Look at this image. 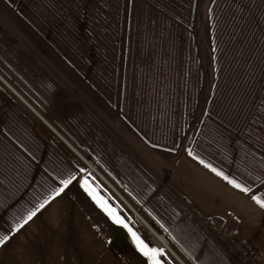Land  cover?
<instances>
[{
    "label": "rangeland",
    "instance_id": "1",
    "mask_svg": "<svg viewBox=\"0 0 264 264\" xmlns=\"http://www.w3.org/2000/svg\"><path fill=\"white\" fill-rule=\"evenodd\" d=\"M130 1L118 0L111 14L114 33L106 35L105 26L101 27L99 50L94 54L78 48L71 36L64 41L51 22L42 27L44 0V5H36L39 9L23 6L20 0H0V34L17 39L16 58L11 61L23 68L13 71L0 59V67L11 73L5 76L1 70L0 76L53 129L0 82V117L4 110L11 113L0 124L4 167L24 162L27 173L36 169L39 178L30 174L25 183L39 182L37 197L43 201L35 218L0 247V264H151L144 252L129 257L128 252L109 250L114 245L106 246V239L91 226L96 221L70 208L67 201L72 196L60 192L76 180L78 170L64 153V147L70 150L59 135L72 147V135L88 142L90 151L113 174L124 171L120 162L132 155L129 148H144L146 156H133L145 160L163 187L164 198L174 200L186 222L223 257L232 264H246L225 252L227 229L254 244L264 257V207L257 203L264 201V166L262 176L246 184L248 191L212 171V161L221 171L228 162L212 134L218 127L237 128L238 121L252 124L249 136L241 132L246 130L242 125L233 141L242 147L250 143L254 156L261 151L256 136L264 142V0H164V14L159 8L163 2L152 0L143 11L153 18L145 14L144 24L142 17L132 13L134 24L128 29ZM136 1L131 6L134 12ZM158 22L170 29L168 34L174 31L171 54L160 50ZM128 36L130 43L125 42ZM41 69L57 82L56 86L47 83L49 88L70 89L77 104H68L64 112L57 104L61 100L54 98L56 90L46 93L40 86ZM32 71L37 73L34 78ZM35 133L38 139L34 140ZM37 151L38 159L32 158L30 154ZM234 167V179L241 180L237 172H246V167L240 163ZM69 176L72 179L61 184ZM11 191L9 186L7 192ZM206 217L218 222L217 236L199 221ZM140 225L148 232L149 248L163 251L157 258L179 264L163 242L154 240L155 233ZM150 226L188 264L165 233Z\"/></svg>",
    "mask_w": 264,
    "mask_h": 264
},
{
    "label": "trees",
    "instance_id": "2",
    "mask_svg": "<svg viewBox=\"0 0 264 264\" xmlns=\"http://www.w3.org/2000/svg\"><path fill=\"white\" fill-rule=\"evenodd\" d=\"M25 1L26 3H24ZM151 1L152 0H149L148 2L145 0H139V3H136V12H134V10L132 11L131 9L134 2L131 0L130 14H128L129 21L125 27L130 29L134 24V21L131 23V20L134 18L133 15H135V17H142V21L145 14L146 17H149L148 19L153 18V15L149 16L147 11H143L147 5H152ZM160 1L163 2V8L159 6L157 7H159L160 10H163L160 11L161 13L166 12V7L164 6L165 1ZM44 2L47 7H43V9L40 10V18L43 21L41 23L42 27L45 28V21L51 22L54 25V31L58 36V32H60L63 35L64 41H68L71 36L73 41L77 42L78 48L81 47L87 49L90 53L96 54L99 50L98 46L100 43L99 39L100 31L102 29L101 27L105 26L104 30L106 35L110 36L114 33V21L111 14L114 8H116V5L118 6V0H44ZM20 3L23 4V6H28L29 8L30 6H34L36 9H39L36 5H44L42 0H20ZM107 9L110 13L104 12ZM98 19H100L101 22H98ZM142 23H144V21ZM142 23L139 26H141ZM155 26L157 32L156 39L161 42L160 50L165 54H171L173 50L170 44V36L174 31L168 34L170 29L162 26L160 22H158ZM148 27L145 29H148ZM149 34L150 33L148 31V35ZM131 38L132 37L128 36L125 38V42L127 40V42L130 43ZM134 40L135 39H133V43ZM130 51L132 52V50ZM125 52L129 53V51ZM56 92L57 96L54 98L56 101L61 100L58 101L57 104L64 110L68 104H72L75 100V97L68 91L58 89ZM61 111L63 113V110ZM238 115L236 117L237 121ZM10 116L11 113L4 110V115L0 117V124H4L5 118ZM242 125L246 127V130H242L241 132H243L246 136H249L251 132H253L252 124L240 121H238L237 128L218 127L216 132H212V134H214L215 144L217 145L216 147H222L225 151V158H228V162L225 163V170L223 171L216 166L217 163L212 161V171L214 173H220L221 177L225 181H235V183L239 182L238 185L240 187H244L245 191H248L247 187H245L246 184L248 182L256 181L262 176L261 168L264 166V142H261L259 136H256L255 145L261 147V151H259L260 155L258 156H254L252 154L254 147L250 145V143L246 144L245 147L239 146L237 142L235 145L233 136L239 132ZM33 137L34 140L38 139L36 133ZM38 155V151L35 154H30V156L34 159H38ZM45 160H47V156ZM239 163L246 167V172H237V174H239L237 177L241 178V180L236 178L234 179L236 171L234 166H237ZM4 166L3 155L0 153V241H3L0 243V247L14 234V231L17 232L20 227L24 226L31 219L29 217H32L31 215L34 214L35 209L31 210V208L35 205L34 201L31 197H29L28 200L24 202L22 201L21 196L24 192L23 190H32L30 185H26L25 183L29 180L28 178H31V175H37L39 178V172L33 167L31 168L30 173L24 171V162H18V164L12 166L11 169H7ZM119 173L122 174L123 171L119 170ZM225 177L227 179H225ZM22 185H24V188ZM9 186L12 188L11 193L7 192ZM164 195V192L162 193L160 188L156 187L149 193L147 196L148 198H146L149 201V206L142 203V208L145 207L143 211L149 216L152 223L165 233L167 238L172 241L175 247L178 248V245L181 246V243H179L176 239L179 237V233H183V230H180V224L183 221V217L180 214L181 212L177 209L178 207L176 206L174 200L167 197L166 199L164 198ZM39 202L38 204L41 205L42 203ZM23 204L26 206L25 209ZM27 204L33 205L30 207L31 205ZM10 224L12 225V228L7 227ZM2 226L5 228H2ZM179 249L182 252V246L179 247ZM203 260L206 264H210L208 259L206 260V258H203ZM192 264L198 263L196 261H192Z\"/></svg>",
    "mask_w": 264,
    "mask_h": 264
},
{
    "label": "crops",
    "instance_id": "3",
    "mask_svg": "<svg viewBox=\"0 0 264 264\" xmlns=\"http://www.w3.org/2000/svg\"><path fill=\"white\" fill-rule=\"evenodd\" d=\"M16 43H18L17 39L14 41L10 33L0 34V59L7 62L11 67L10 69L13 71H16L18 68H22L20 63L16 62V64H14L11 61L12 58H16L13 56L14 46ZM1 70L2 74L4 75H11L10 72H5L2 67H0V71ZM25 70L29 74V68ZM31 74L33 78L34 76H37V73L34 71H32ZM41 77H44L45 79L41 80ZM40 78H38L39 81L37 78L35 80L39 82L44 92L46 91V93H48L49 91H52L53 93L54 90L57 91V88L51 89L48 87L47 83L54 82V85L56 86L57 82L52 79L45 70L41 69ZM9 81L11 82V85H15L14 81L11 79ZM6 88L12 93V91L7 86ZM62 89L72 93L68 88ZM56 96L57 95L54 94L55 98ZM77 102H75V104H77ZM25 104L26 103H24V105ZM27 107L29 109L32 108L30 105ZM65 111L66 110H64V112ZM38 116L40 117V115ZM42 119L47 122L44 118ZM46 124L49 123L47 122ZM50 129L52 128L50 127ZM70 140H72L71 143L75 148L70 147V145H68L69 143L66 141L68 143L66 145L71 152L65 147L63 149L66 150L64 153L68 156V159L72 162V165H74V167L78 170V175L76 180L67 188L63 189V191L60 193H62V195L65 193V197L67 194L72 196L71 201L67 202L71 209L77 210L76 214H83L84 216H88L90 220L94 219L96 221V223L91 224V226H94V228L97 230V233L106 239L104 240L106 246H109V244L114 245V247L109 248V250L112 249V251L117 252H128L129 257L130 253L134 255H142V251L140 248H138L137 241L134 239L132 233H135L136 237L144 241V243L148 245V248L150 247L151 242L148 232L140 225L143 224L146 228H148L142 217L148 221L149 216L143 211L145 207L142 208V203L146 206H149V201L146 198H148L147 196L149 193L156 187H159L163 192V187L159 186L160 184L158 183V180H156L153 174H150L151 172L148 168L149 166L146 164V162H144L145 160L141 159L142 162L145 163L144 164L140 162L141 160L137 161L133 156H146L144 148H140L139 151L137 150L136 146L129 148L128 150H132V155L127 153L130 157H127L126 159L123 158L120 162L121 167L124 170L123 173L118 174L115 172V174H113L107 164L98 160L94 156L93 152L90 151L91 149L87 145L88 142L80 141L73 135ZM92 145L96 144L92 143ZM92 145L90 144V146ZM148 152L150 153L151 150H148ZM85 161H87L88 164L93 165L99 174L90 169L89 166L85 164ZM56 198H54V200L52 199L53 201L50 202L49 206H51L54 201L57 200ZM114 217L123 221L127 227L116 223L114 221ZM183 220L184 221H182L180 224V230L182 229L183 233H179L180 235H178L179 237L176 239L179 243H181L182 252L179 249L181 246L178 245V248H176L188 264H192V261H196L198 264H206L203 258H206V260L208 259L210 264H232V262L227 257H223L222 253H220V251L214 247L213 244L210 245L209 239L204 238L203 234L197 232L198 229L196 227L186 222V219L183 218ZM139 222L140 224H138ZM149 223L153 226H156L154 223H152L151 219L149 220ZM129 229L131 231H129ZM107 237H112V239L108 241ZM169 254L173 257V259H175V257L170 252ZM175 260L177 261V259ZM161 262L162 264H167L164 260H161ZM169 263L173 264L171 261ZM133 264L136 263L134 262Z\"/></svg>",
    "mask_w": 264,
    "mask_h": 264
},
{
    "label": "built area",
    "instance_id": "4",
    "mask_svg": "<svg viewBox=\"0 0 264 264\" xmlns=\"http://www.w3.org/2000/svg\"><path fill=\"white\" fill-rule=\"evenodd\" d=\"M71 179H72V177L69 176L66 180H63L61 184H66ZM38 184H39V182H36L35 186L30 185L32 190H30V191L23 190L24 192L21 196V199L24 202H26L29 197H31V199L34 201L35 205L33 207H32L33 204L32 205L27 204V205H31L30 206V207H32L31 210L35 209L34 214L31 215L32 217H34V215H36L39 212V210L41 209V207L43 206V203H42L43 201L39 202L40 198L37 197L38 196L37 193H39V190H40V188L38 187ZM22 187L24 188V185H22ZM38 202L42 203V204L39 205ZM25 208H26V206L24 205V209ZM199 221L205 227V229H207L208 231H211L213 236H217V233H216V231L218 230V226H217L218 222L217 221H215L214 219H211V218H207V217L201 218V220H199ZM7 227L12 228V225L10 224ZM2 228H5V227L2 226ZM14 233H15V231H14ZM225 235H226V244H224L225 245L224 250L228 254L229 257H232V258H234L235 256L239 257L246 264H264V257L261 256L259 249L254 244H251L250 242L242 241L241 239L239 240V237L235 234L233 229H227V232Z\"/></svg>",
    "mask_w": 264,
    "mask_h": 264
},
{
    "label": "snow or ice",
    "instance_id": "5",
    "mask_svg": "<svg viewBox=\"0 0 264 264\" xmlns=\"http://www.w3.org/2000/svg\"><path fill=\"white\" fill-rule=\"evenodd\" d=\"M217 175H220V173H217ZM225 179H227V178L225 177ZM229 183H232V182L229 181ZM235 187H239V185H235ZM62 190H63V189H61V191H62ZM253 199H256V198L253 197ZM257 203H258L261 207H264V201H259V200H257ZM29 218H31V217H29ZM114 221H115L116 223H118V224L123 225L124 227H127V225L124 224V222L121 221V220H119L118 218H115V217H114ZM129 231H131V230L129 229ZM132 235H133L134 239H136V241H137V246H138V248H140V250H141L142 252H144V254H145L146 256L149 257L151 264H162L161 260L157 258V257H160V256H163V255H164V253H163L162 250H160V249H156V248H148V245L145 244L144 241H142V240H140L138 237H136V236H135V233H132ZM5 239H6V238H5ZM2 242H3V241H0V243H2Z\"/></svg>",
    "mask_w": 264,
    "mask_h": 264
},
{
    "label": "water",
    "instance_id": "6",
    "mask_svg": "<svg viewBox=\"0 0 264 264\" xmlns=\"http://www.w3.org/2000/svg\"><path fill=\"white\" fill-rule=\"evenodd\" d=\"M0 81L1 82H3L11 91H12V93H14L19 99H21L24 103H26L25 105H27V106H29L28 105V103L26 102V101H24V99L18 94V93H16V91L14 90V88L12 87V86H10V84H8L6 81H4V79L0 76ZM36 115H37V117H39L38 115L39 114H37V112L34 110V109H32V108H30ZM43 122H44V124H46L47 122H45L41 117H39ZM49 128L51 127L49 124H46ZM53 130V129H52ZM59 135V134H58ZM60 136V135H59ZM61 137V136H60ZM62 138V137H61ZM62 141H64L63 140V138H62ZM66 144H68L66 141H64ZM68 145H70V144H68ZM70 147H72L71 145H70ZM86 163L85 164H87L88 166H89V168L90 169H92L93 171H95V172H97L96 170H95V168L92 166V165H90V164H88V162L87 161H85ZM98 173V172H97ZM99 174V173H98ZM146 225L148 226V229L149 230H151L152 231V228H150L149 227V225L146 223ZM154 234V233H153ZM167 247V246H166ZM167 250L175 257V259H178L177 261L180 263V264H185L184 262H182L181 260L182 259H180L179 257H178V255L175 253V252H173V250H171L169 247H167Z\"/></svg>",
    "mask_w": 264,
    "mask_h": 264
},
{
    "label": "bare ground",
    "instance_id": "7",
    "mask_svg": "<svg viewBox=\"0 0 264 264\" xmlns=\"http://www.w3.org/2000/svg\"><path fill=\"white\" fill-rule=\"evenodd\" d=\"M142 219L145 221V223H147V221L142 217ZM148 224V223H147ZM149 225V224H148ZM151 227V226H150ZM152 232H154L155 234V236H154V240L159 244V245H162L163 243V247L164 248H166L167 249V247H169V245L168 244H166L165 242H164V240L162 239V237H160L159 235H157V233L152 229ZM163 242V243H162ZM167 246V247H166ZM171 250H172V248L171 247H169ZM176 253V252H175ZM178 260V259H177ZM182 261V260H181ZM183 262V261H182Z\"/></svg>",
    "mask_w": 264,
    "mask_h": 264
}]
</instances>
